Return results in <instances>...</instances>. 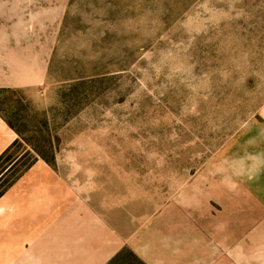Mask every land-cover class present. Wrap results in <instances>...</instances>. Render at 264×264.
I'll return each instance as SVG.
<instances>
[{"label": "rangeland", "instance_id": "374dc122", "mask_svg": "<svg viewBox=\"0 0 264 264\" xmlns=\"http://www.w3.org/2000/svg\"><path fill=\"white\" fill-rule=\"evenodd\" d=\"M0 74V185L42 160L144 264H264V0H0Z\"/></svg>", "mask_w": 264, "mask_h": 264}, {"label": "crops", "instance_id": "0c3cea01", "mask_svg": "<svg viewBox=\"0 0 264 264\" xmlns=\"http://www.w3.org/2000/svg\"><path fill=\"white\" fill-rule=\"evenodd\" d=\"M17 86L0 74V89ZM16 140L0 113V155ZM121 248L111 228L42 160L0 196V264H108Z\"/></svg>", "mask_w": 264, "mask_h": 264}, {"label": "trees", "instance_id": "16d2710c", "mask_svg": "<svg viewBox=\"0 0 264 264\" xmlns=\"http://www.w3.org/2000/svg\"><path fill=\"white\" fill-rule=\"evenodd\" d=\"M16 146V141L13 143V145L11 147H9L3 154L0 155V172L3 170V166L10 161L11 159V151L12 149ZM31 165V164H30ZM30 165H26V167L19 171L17 174H15V176L13 178H11L10 180L4 181L1 185H0V196L4 193V191L12 184V182L17 179ZM12 167V166H11ZM2 168V169H1ZM124 256H127V258L132 259L133 262H135L136 264H144L142 261L138 260L135 255L123 248L119 251V253L108 263V264H115L116 262L122 260V258H124Z\"/></svg>", "mask_w": 264, "mask_h": 264}]
</instances>
